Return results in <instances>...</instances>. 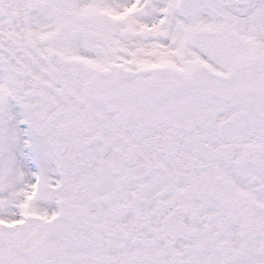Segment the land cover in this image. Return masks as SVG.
Masks as SVG:
<instances>
[{
  "label": "snow or ice",
  "instance_id": "1",
  "mask_svg": "<svg viewBox=\"0 0 264 264\" xmlns=\"http://www.w3.org/2000/svg\"><path fill=\"white\" fill-rule=\"evenodd\" d=\"M0 264H264V0H0Z\"/></svg>",
  "mask_w": 264,
  "mask_h": 264
}]
</instances>
